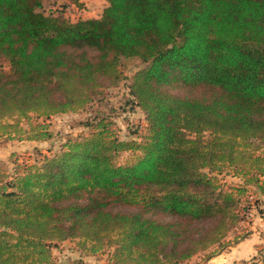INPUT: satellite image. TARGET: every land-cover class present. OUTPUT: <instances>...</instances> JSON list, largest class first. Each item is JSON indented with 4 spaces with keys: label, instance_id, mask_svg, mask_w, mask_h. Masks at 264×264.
<instances>
[{
    "label": "trees",
    "instance_id": "obj_1",
    "mask_svg": "<svg viewBox=\"0 0 264 264\" xmlns=\"http://www.w3.org/2000/svg\"><path fill=\"white\" fill-rule=\"evenodd\" d=\"M45 1L0 0V136L52 140L51 119L118 86L130 58L144 64L129 89L147 132L121 141L102 119L41 165L0 170V264H56L74 240L109 250V264H182L247 238L235 234L250 191L223 190L216 174L248 156L264 196V0H106L99 19L76 22ZM120 153L137 155L121 165Z\"/></svg>",
    "mask_w": 264,
    "mask_h": 264
},
{
    "label": "rangeland",
    "instance_id": "obj_2",
    "mask_svg": "<svg viewBox=\"0 0 264 264\" xmlns=\"http://www.w3.org/2000/svg\"><path fill=\"white\" fill-rule=\"evenodd\" d=\"M107 6L106 0H46L43 11L46 14L54 13L64 19L71 21L99 19ZM0 65L9 71V65L5 60ZM144 67V64L137 58L123 59L121 69L124 72L125 80L116 87H105L99 90L94 96V104L83 111L58 115L51 119L50 127L54 137L49 141H6L0 136V170L2 174L14 176L18 165H41L45 157H53L61 153L62 147L67 139H77L89 136L93 127L102 119L109 123L110 127L119 136L121 141L140 142L146 135V120L143 112L134 103L130 94V84L134 75ZM33 125L41 123L35 115L31 117ZM23 126L29 128L27 121ZM259 149L254 156L264 157V144L257 142ZM137 154L120 153L116 155L117 164H128L132 162ZM20 166V167H21ZM221 174H216L223 190L235 189L237 186L247 187L250 191L249 198L244 193L237 196L241 201V217L243 223L240 225L237 234L242 236L245 233L250 235L259 232L263 242L247 257L246 261L233 260L238 253L239 242H234L231 234L220 246L216 245L204 253H201L182 264H264V196L256 187V175L258 168L248 156L244 159L239 157L233 166L226 165L221 169ZM261 180V178H259ZM140 203H118L117 210L134 211L140 207ZM240 241V240H239ZM238 244V245H237ZM56 257V264H109V250L98 255H91L83 250L79 240L66 241L53 250ZM215 255L212 261L206 259Z\"/></svg>",
    "mask_w": 264,
    "mask_h": 264
},
{
    "label": "crops",
    "instance_id": "obj_3",
    "mask_svg": "<svg viewBox=\"0 0 264 264\" xmlns=\"http://www.w3.org/2000/svg\"><path fill=\"white\" fill-rule=\"evenodd\" d=\"M261 242H263V239L261 238V235L259 232H253L247 238L241 239L238 243L239 245L237 244L238 245L237 247H239L238 250L240 251H238V253L234 256L235 259L233 260L246 261L248 259L247 257L253 252V250H255V248L259 244H261ZM210 261H212V259Z\"/></svg>",
    "mask_w": 264,
    "mask_h": 264
}]
</instances>
